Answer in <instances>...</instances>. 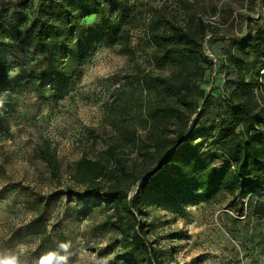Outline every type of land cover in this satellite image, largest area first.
<instances>
[{"label":"trees","instance_id":"1","mask_svg":"<svg viewBox=\"0 0 264 264\" xmlns=\"http://www.w3.org/2000/svg\"><path fill=\"white\" fill-rule=\"evenodd\" d=\"M140 1L0 0V125L23 90L59 104L99 47L134 56ZM155 18L148 41L172 72L155 78L152 103L136 101L145 134L121 118L119 136L100 157L79 159L74 176L84 187L77 195L108 212L105 226L129 264H171L150 238V215L161 209L184 211L220 195L242 209L247 196L257 200L252 216L264 223V93L257 94L264 88V26L232 37L229 53L215 58L205 51L212 26L202 17L191 15L183 25ZM214 69L224 71L223 87L216 88ZM252 69L256 76L248 78ZM38 153L56 175L60 160L51 142ZM30 227L42 243H54L43 213ZM58 238L67 242L63 233Z\"/></svg>","mask_w":264,"mask_h":264},{"label":"rangeland","instance_id":"2","mask_svg":"<svg viewBox=\"0 0 264 264\" xmlns=\"http://www.w3.org/2000/svg\"><path fill=\"white\" fill-rule=\"evenodd\" d=\"M138 8L134 56L118 47H99L59 104L40 103L32 91L23 90L10 119L0 125V264H129L121 257L116 233L105 226L108 212L77 195L84 187L74 176L79 159L100 157L119 136L121 118L145 134L136 101L142 97L152 103L155 78L172 72L168 64H159L148 41L155 17L163 14L179 25L191 15L202 17L212 26L205 51L215 58L229 53L232 37L264 26V0H141ZM255 76V69L247 73ZM212 77L216 88L225 85L223 70L214 69ZM263 93L264 88L257 89L259 96ZM44 140L60 160L56 175L38 153ZM129 152L131 159L138 157ZM243 199L242 209L220 195L184 211L153 212L150 238L171 264H264V223L251 214L257 200ZM40 213L53 244L42 243L30 230ZM59 233L67 242L59 240Z\"/></svg>","mask_w":264,"mask_h":264}]
</instances>
